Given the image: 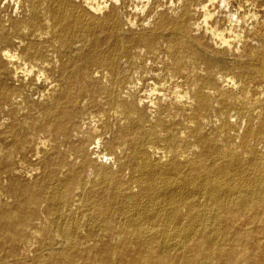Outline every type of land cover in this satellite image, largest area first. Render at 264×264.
<instances>
[{
	"label": "bare ground",
	"instance_id": "obj_1",
	"mask_svg": "<svg viewBox=\"0 0 264 264\" xmlns=\"http://www.w3.org/2000/svg\"><path fill=\"white\" fill-rule=\"evenodd\" d=\"M185 1L0 0V138L40 153L15 122L26 106L57 167L0 201V264H264V155L239 150L264 140V86L248 100L234 73L184 62L204 52L264 79V50L239 51L264 38V0H208L196 24Z\"/></svg>",
	"mask_w": 264,
	"mask_h": 264
},
{
	"label": "rangeland",
	"instance_id": "obj_2",
	"mask_svg": "<svg viewBox=\"0 0 264 264\" xmlns=\"http://www.w3.org/2000/svg\"><path fill=\"white\" fill-rule=\"evenodd\" d=\"M204 3L207 4L208 0H186L184 2L182 11H185V10L193 11V13L196 14L195 19L193 20V23L196 24L198 21L202 20L201 13H202V6ZM238 4H239V6H242L241 10L244 11L247 9L245 6L246 4L243 2H240V1H237L234 3V8H238ZM169 6H171L170 3H168V5L165 7H169ZM165 7L163 10H162V7L159 9L161 11H164ZM210 9H212L214 11H218L217 6H211ZM128 11H131V8H128ZM221 24H222V21H221ZM193 28H195V25ZM169 36H170V38H169ZM82 39L85 41L88 40V38H86V36L84 38V37H82V35L80 33L75 34L73 37L70 38L69 44L71 43L70 45L74 48V47H76L77 44L80 45L79 41H81ZM63 40H66V38H64ZM183 40H184V38L180 34H176L173 32H166L158 38L157 43L158 44L160 43L162 45V48L166 49L165 51H168L166 53L167 55L172 56V55H177V54H179V52L182 51V48L180 45H181ZM162 41H163V43H162ZM164 41H165V43H164ZM174 42H176V43L174 44ZM239 46L241 48L239 51L240 52L243 51L245 53L250 52L252 50V48H256L258 50H264V38H261L259 36H254V37L252 36L251 38L246 39V43L241 44ZM169 49H170V53H169ZM256 49H255V51H256ZM43 50H46V49H43ZM135 51H137V48L131 49L132 53H134ZM172 51H174V52H172ZM186 60H188V61H186ZM190 61L191 60H189L188 58L184 60V62H188L187 63V65H188L187 66L188 67L187 72L189 71L188 73H190V75H193V74L203 75L204 78H206L205 80H207V81L217 80L221 77L220 76L221 74L232 75L234 73V75L238 76V78H240L243 81L241 95H243V97H246V95H247L246 99H248V100L256 97L257 96L256 91H259V90L261 91L262 90L261 87L264 86V79L257 77L255 72L251 68H248V67L244 68V66H242L238 63L235 64L234 62H232L233 61L232 59H221L220 61L218 60L219 61L218 62V61L211 59L209 54H206L203 52L202 56L200 58H197L196 60H192L191 62ZM90 68L92 71H94L96 69V67H90ZM98 70H101V68ZM225 78L223 79L224 82L222 80L223 85L229 80L227 77H225ZM88 90L89 91H99L98 84L90 85ZM247 92H249V93H247ZM27 93H28L27 91H21L19 94L20 95L21 94L26 95ZM248 94H249V96H248ZM18 108L19 109L15 115L16 119H17L15 121L17 128L19 127L18 128L19 131L20 132L22 131L21 134H23L27 138L28 141H32V143L30 145L40 146L39 147L40 153H38V154L35 152L19 153L17 151L16 147H14L10 144L11 140L9 138L8 139H4L2 137L0 138V152H1L0 160L5 155H7L9 153L12 154L11 158H10V163H8V164H1L0 163V201H9V202L12 201L11 194L9 193V188L11 186H13V185L14 186H21L24 184H32L37 178H40L43 175L44 170H46V169H54V170L57 169L56 164H55V160H54L55 158L52 154L53 148L47 149L48 147H44V145L41 144V142H43L44 138L46 137V133L44 131L40 130L38 128V126L33 125V118H31V117L29 118L26 116V115H28V108L26 106L20 105ZM236 111L237 110H235V109H231L229 112H231V114H234ZM232 112H234V113H232ZM12 120L13 119H9V122H12ZM38 139H39V142H38ZM223 144L225 146L231 148L233 146L234 142L232 139L228 140L226 138L224 140ZM59 146L60 145H58V147ZM252 146H253L252 151L251 150L245 151V150L239 149L241 153H244V157L246 156L245 157L246 159L250 158L253 154L264 155V140L261 143L260 142L259 143L258 142H252ZM258 147H259V149H258ZM160 148H163V147L160 146ZM1 149H2V151H1ZM60 149H61V151L65 152L67 148L64 146H60ZM185 150L190 152V148L188 146L185 147ZM33 154L34 155L36 154L35 157H37V158H35ZM34 169H38V170L37 171L35 170L36 171L35 172ZM64 170L65 169H63V171ZM30 174H32V176ZM121 175H122V178L124 180H129L132 176V172L130 169H124V171L121 173ZM4 179H5V182H4ZM133 187H134L133 190L135 192H137L138 187H136L135 184L133 185ZM44 205L45 204L43 203L42 207L40 208V211L44 208ZM118 238H120V235L116 236V240H114V241L116 242ZM34 242L35 241L33 239H30V243L33 244V247H36L37 244H35Z\"/></svg>",
	"mask_w": 264,
	"mask_h": 264
}]
</instances>
